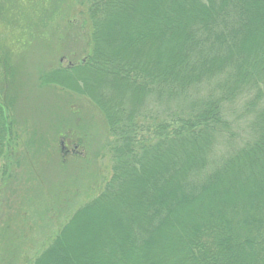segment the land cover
Wrapping results in <instances>:
<instances>
[{"label": "trees", "instance_id": "1", "mask_svg": "<svg viewBox=\"0 0 264 264\" xmlns=\"http://www.w3.org/2000/svg\"><path fill=\"white\" fill-rule=\"evenodd\" d=\"M85 1L89 53L39 83L96 107L114 139L111 175L31 264H264V0ZM1 4L11 25L19 17ZM1 99L0 184L19 141L13 100ZM236 102L240 141L227 120ZM155 103L164 113L140 140ZM19 238L0 232L7 252Z\"/></svg>", "mask_w": 264, "mask_h": 264}, {"label": "rangeland", "instance_id": "2", "mask_svg": "<svg viewBox=\"0 0 264 264\" xmlns=\"http://www.w3.org/2000/svg\"><path fill=\"white\" fill-rule=\"evenodd\" d=\"M49 1L0 0L19 17H11V25L0 18V99L13 100L10 120L19 138L9 150L13 179L0 184V232L6 228L20 237L10 240V252L0 239V264H31L111 175L114 139L96 107L84 96L39 83L46 71L79 64L90 51L86 1L57 0L51 9ZM43 10L54 14L48 18ZM53 18L57 22L48 24ZM145 113L140 140L152 138L148 124L163 115L162 103L147 106ZM227 120L237 141L248 135L241 102L227 107ZM76 138L80 145L63 153L60 141L72 145ZM90 228L86 225L77 240Z\"/></svg>", "mask_w": 264, "mask_h": 264}, {"label": "flooded vegetation", "instance_id": "3", "mask_svg": "<svg viewBox=\"0 0 264 264\" xmlns=\"http://www.w3.org/2000/svg\"><path fill=\"white\" fill-rule=\"evenodd\" d=\"M76 146L77 145L75 143H72V145L71 144L69 145V144H67V142L64 143L63 141H60V149L63 153H66V152L68 153L69 150L72 151L73 148Z\"/></svg>", "mask_w": 264, "mask_h": 264}]
</instances>
